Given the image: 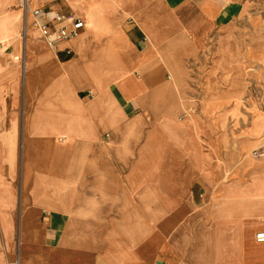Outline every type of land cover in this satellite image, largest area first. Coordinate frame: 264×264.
<instances>
[{
  "label": "crops",
  "instance_id": "0c3cea01",
  "mask_svg": "<svg viewBox=\"0 0 264 264\" xmlns=\"http://www.w3.org/2000/svg\"><path fill=\"white\" fill-rule=\"evenodd\" d=\"M20 1L0 0V264H264L246 5ZM45 7L83 22L57 51Z\"/></svg>",
  "mask_w": 264,
  "mask_h": 264
},
{
  "label": "rangeland",
  "instance_id": "374dc122",
  "mask_svg": "<svg viewBox=\"0 0 264 264\" xmlns=\"http://www.w3.org/2000/svg\"><path fill=\"white\" fill-rule=\"evenodd\" d=\"M241 3L246 5L245 12L241 13L239 17L235 19V26L239 28V33L237 34L238 44V55L236 61L242 77L245 79V85L247 88V95L240 100V104L245 103L249 107L254 99L250 96V91L256 89H264L261 87V81L264 79V50L258 48V45H254L251 48L250 42L253 44L260 43L264 41V0H240ZM247 99V100H246ZM257 114L262 113L259 108H252ZM264 115V114H263ZM253 116V114H252ZM262 120L264 117L257 116L254 121ZM263 126V124H262ZM260 125L258 126V128ZM262 129L256 131L258 135L261 134ZM3 141V140H2Z\"/></svg>",
  "mask_w": 264,
  "mask_h": 264
},
{
  "label": "built area",
  "instance_id": "2783aa9c",
  "mask_svg": "<svg viewBox=\"0 0 264 264\" xmlns=\"http://www.w3.org/2000/svg\"><path fill=\"white\" fill-rule=\"evenodd\" d=\"M20 5L23 13L28 9V0H21ZM33 18V27L37 29L40 38L44 43L54 51H57L61 43L75 39L79 36L83 22L73 14H62L50 7L35 8L30 10ZM262 142L252 152L251 156L258 159H264V133ZM256 243H264V232L255 235ZM156 264H165L156 262Z\"/></svg>",
  "mask_w": 264,
  "mask_h": 264
},
{
  "label": "bare ground",
  "instance_id": "6f19581e",
  "mask_svg": "<svg viewBox=\"0 0 264 264\" xmlns=\"http://www.w3.org/2000/svg\"><path fill=\"white\" fill-rule=\"evenodd\" d=\"M229 11H230V8H229ZM257 159V158H256Z\"/></svg>",
  "mask_w": 264,
  "mask_h": 264
}]
</instances>
